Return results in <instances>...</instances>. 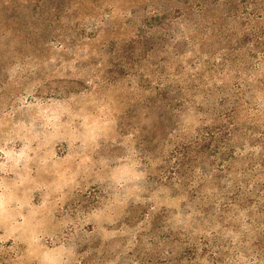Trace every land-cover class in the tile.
<instances>
[{
  "label": "rangeland",
  "instance_id": "obj_1",
  "mask_svg": "<svg viewBox=\"0 0 264 264\" xmlns=\"http://www.w3.org/2000/svg\"><path fill=\"white\" fill-rule=\"evenodd\" d=\"M263 55L264 0H0V264H264Z\"/></svg>",
  "mask_w": 264,
  "mask_h": 264
},
{
  "label": "trees",
  "instance_id": "obj_2",
  "mask_svg": "<svg viewBox=\"0 0 264 264\" xmlns=\"http://www.w3.org/2000/svg\"><path fill=\"white\" fill-rule=\"evenodd\" d=\"M234 91L236 93L235 96H234L236 98V100L232 102V105H231L230 109H231V112L233 113V115L235 116L236 119H237V115H238L239 111L242 110L243 108L247 112L253 113V117L255 115H262L264 117V112L263 111H261L260 109H256L255 107H250V106L246 105L247 102H245L242 99V97H240V95L243 94V92L241 91V87L236 88ZM263 98H264V95H263ZM263 104H264V102H263ZM248 105H250V104H248ZM250 113H248V114H250ZM253 117H252V119H253ZM258 147L261 148V150H264V144L261 143V144L258 145ZM257 169L259 170V174L258 175L254 174V177H256V178H260L261 177V179H264V160H261V162H259L257 164ZM259 197H260V200H262V202H263L264 201V189L260 193ZM260 202L261 201H259L258 203H260ZM258 205L264 207V203H261V204H258ZM256 213H258V214L259 213H263V216H264V212L263 211H257ZM261 224L264 225V221ZM190 238H191L190 235H188L186 240L187 239L190 240ZM255 255H256V257H255ZM255 255L252 257L253 259H251L254 263L262 261V260L264 261V256H261L260 254L258 255V253H255ZM258 256H259V258H258ZM251 260L249 259L247 262H249Z\"/></svg>",
  "mask_w": 264,
  "mask_h": 264
}]
</instances>
